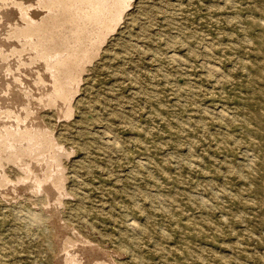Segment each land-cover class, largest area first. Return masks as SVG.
Returning a JSON list of instances; mask_svg holds the SVG:
<instances>
[{
	"label": "rangeland",
	"instance_id": "374dc122",
	"mask_svg": "<svg viewBox=\"0 0 264 264\" xmlns=\"http://www.w3.org/2000/svg\"><path fill=\"white\" fill-rule=\"evenodd\" d=\"M122 1L66 99L0 0V264H264V0Z\"/></svg>",
	"mask_w": 264,
	"mask_h": 264
},
{
	"label": "bare ground",
	"instance_id": "6f19581e",
	"mask_svg": "<svg viewBox=\"0 0 264 264\" xmlns=\"http://www.w3.org/2000/svg\"><path fill=\"white\" fill-rule=\"evenodd\" d=\"M40 1L41 7L53 10L54 14L42 17L39 22L34 19L28 22L31 34L37 35L39 40L43 39L46 42V45L43 46V49H45L42 52V56L47 60L57 54L60 56L65 54L55 62H48V65L55 69L54 78L58 87H56L58 89L57 92L59 95L69 99L71 95L70 93H66V91H72L69 88V82L77 80L80 76L83 62L89 56L88 52L94 55L99 49L97 43L101 42L104 34L111 31L115 23L119 21L124 2L122 0ZM109 15L110 18L106 19ZM91 22H94L96 25L92 30H88L87 27ZM82 40L85 44L80 43ZM39 43L40 41L35 43L37 47H40ZM49 51H51L50 54ZM60 91H64V93ZM29 131L28 129L23 130L19 125L18 129L12 130L6 127L5 131L1 132L0 163L5 161L18 162L20 158L31 157L32 151L35 149L31 145L23 144L27 140H33V136ZM37 141L34 142L42 146V148L40 147L41 151L42 149H50L52 146V141L48 136H43L42 139ZM54 179L53 183L58 187L61 186L60 178L55 177ZM2 180L4 181L5 179L3 178ZM39 183L43 184L45 182L44 180H40ZM40 187L43 186L40 185ZM70 243L71 241H67L66 247ZM68 260L73 262L74 258H69Z\"/></svg>",
	"mask_w": 264,
	"mask_h": 264
}]
</instances>
